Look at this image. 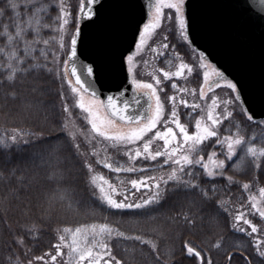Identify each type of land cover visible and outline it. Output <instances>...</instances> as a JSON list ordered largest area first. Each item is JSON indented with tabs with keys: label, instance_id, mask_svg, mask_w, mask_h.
<instances>
[{
	"label": "trees",
	"instance_id": "16d2710c",
	"mask_svg": "<svg viewBox=\"0 0 264 264\" xmlns=\"http://www.w3.org/2000/svg\"><path fill=\"white\" fill-rule=\"evenodd\" d=\"M5 3L6 0H0V7H4ZM30 38L32 39L26 37L31 41ZM23 47V44L18 47L21 54ZM30 47L36 49L35 52H30V55L36 56L37 62H44L46 55L49 66H52L53 53L49 48H43L40 44ZM11 48L3 36V29L0 28V49L3 50L0 51V136L5 132L10 134L15 128L25 132L43 131L44 136L11 152L0 145V169L18 166L27 170L30 179L33 178V173L36 174L31 187L25 186L27 191L21 200L9 198L7 212L4 198L8 195L9 184L0 180V264H9L8 257L13 252L19 255L20 264H26V261L37 264L35 257H44L53 252L59 237L69 232L67 229L74 231L76 228L92 225L99 227L101 224H107L112 229V235H104V239L105 243L110 245L113 256L124 259L126 264H157L151 243L143 241L157 243L166 264H199L198 258L188 254L185 243L201 251L202 255L210 256L213 264H228V258L232 254L230 264H248L249 260L251 264H261L262 258L256 255L255 243L251 237L238 230L240 227H246L250 231V226L241 221L234 222L235 214L243 212L247 219L259 227H264V218L254 210L250 211L253 203L250 197H256L258 207H264V194L260 192V189L264 188V159L259 161L261 167L257 169L248 152V148L253 145L257 150L264 147V131L255 124L244 122V118L239 114L241 109L234 113L232 124L224 122L221 132L224 133L225 126L230 132H234L233 125L241 124L240 135L245 137V143L237 146L236 155L244 157V160L236 167L226 161L225 177H217L215 180L208 178L197 166L196 172L200 175L203 187L209 188L215 183L218 203L216 207L208 204L198 210L195 226L174 222L180 219L177 213L190 214V210L185 198L186 193L173 190L171 182L167 187L166 198L158 206H149L153 209L150 212L143 209H114L102 199L103 194L97 183L98 176L103 177L101 181L107 180L114 184L128 183L143 177L166 180L171 167L163 165L160 161L132 162L125 156L110 161L98 160L96 156L91 155L84 143L80 144V153H77L75 148L70 146L71 138L65 139L67 131H62L63 124L67 122V112L63 110L61 101L64 100L69 105V86L66 78L49 81L46 87H50L51 91L39 97L44 102L39 109L22 106L21 100L13 98V89L21 98L27 96L28 81L32 77L20 76L14 85L7 80L10 73L6 65ZM58 67L61 71L60 64ZM205 145L207 146H201L205 162H209L208 157L212 151L217 152L215 159H224L219 146L212 145L209 141L205 142ZM38 153L49 163L34 168L33 161L36 164L41 163L36 157ZM85 160L93 164L91 170L84 164ZM107 163L112 164L111 169L105 166ZM130 167L136 171H126ZM116 168L121 171L117 172ZM227 176L233 179L227 180ZM244 183L249 184V189L243 188ZM160 191L162 194L165 192L163 181ZM49 193L67 195L79 201L80 206L69 209L63 201L55 200L49 206L46 201ZM219 201L223 202L222 207ZM26 204L30 205V210L25 207ZM225 208L228 209L227 212L224 211ZM116 232H122L124 235L118 236ZM16 235L24 237V242L19 247L14 240ZM136 236L142 237V240L132 239Z\"/></svg>",
	"mask_w": 264,
	"mask_h": 264
},
{
	"label": "snow or ice",
	"instance_id": "6c2138e0",
	"mask_svg": "<svg viewBox=\"0 0 264 264\" xmlns=\"http://www.w3.org/2000/svg\"><path fill=\"white\" fill-rule=\"evenodd\" d=\"M240 10L242 13H248V6L246 4V0H238ZM100 4V0H87L85 3L82 0L79 9H71L69 6L65 5L62 0L59 4L53 3V0H47V6L41 3V0H6L5 6L0 7V28L3 29V36L6 37L9 45L12 46L8 63L6 65L7 71L10 73L7 77V80L11 82L13 85L16 83L17 79L20 76L29 77L32 79L28 81L29 94L23 98H21L16 91L13 89L12 96L15 99L21 100L22 106H26L29 108H37L39 109L43 105V101L39 99L40 96H43L46 92H50L51 88L46 87L49 84V81L55 82L57 79H63L65 75L68 74V62L71 61V69L70 72L75 76V81L77 85H85L86 81L83 80L82 72H78L77 62L79 61L82 69L86 72L89 77H94L97 71V64L95 61L91 63H84L79 60L78 56V48L83 43V29L89 23H95L97 19H99V8L97 7ZM261 4H264V0H261ZM149 7H152L150 4ZM155 19L148 24L144 25V31H139V43H145V32L154 30L159 27L162 19H167L171 22H175L178 20L179 31L184 41L188 44H191L192 41L189 37L190 28V17L187 15V5L186 0H156L155 5ZM167 8V16L164 14V9ZM52 10L57 12L55 16L56 21H62L60 24L61 29L65 25L71 24L72 32L69 34V44L67 49H64V41L63 36L60 38V48L63 50V55L67 57V60L62 61L64 65L63 72L59 70L58 65L61 61L56 59L54 55L51 61V65L47 62V56H44V62H37V57L34 55H30V52H35V48H31V44H37L39 42V37L41 35V28H48L51 25L47 23H42L43 17H41V13H45V15H49ZM35 33L32 36L31 41L26 39L32 33ZM164 41L167 40V36L162 37ZM43 43L47 45L49 41L47 39L43 40ZM20 44H23V54L18 50ZM162 48L166 49L167 44L164 43L161 45ZM0 51H3L0 49ZM131 49L125 50L120 53V61L121 64H130L134 60L135 52H131ZM203 57V54H201ZM188 66L184 63H180L179 68L174 73H169L164 71V69H160L163 72V75L167 78L171 76H175L177 78L182 77L183 70ZM35 69V71H34ZM128 71L131 72L132 68L129 67ZM208 73H204V79L207 80ZM218 78L227 80L228 87L234 93V95L230 96L226 101H220L224 105L219 111L218 108V98L215 96L211 97V106L206 110L201 108V104L193 101L191 104L186 99H181L180 103L183 104L186 108H191L193 111L196 109H200V115L196 118L194 123V130L189 131L184 123L180 122L179 116L177 115V107L175 102H173L171 111L168 114L167 119L164 121L163 130H157L155 132V136L160 138L164 142V150L162 151H150L151 141H145L142 146H137L135 148L134 157H145L150 158L152 160H156L157 157H164L163 163L169 164L171 162L175 167L171 168L170 173L167 174V179L164 180L161 178L160 180H154L153 177H143L141 179H133L130 181L131 185L134 188L140 187H149L150 184L144 183V180H148L154 182L156 191L149 195L147 198L142 199L140 202H127V197L123 200L113 199V197L104 193L103 186H100V191L104 193L102 199L107 203L108 206L114 209H143L145 211H152L153 209L149 206H158L162 200H164L168 194L167 187L169 182L172 183L173 190H181L186 193V200L188 202L189 213H177V217L179 220L174 221L175 223H184L189 226H195L197 217V211L201 208L205 207L208 204L216 207L218 203V199L216 196V185L212 183L209 188H205L200 183V175L197 174L196 168L197 166L206 173L208 178L215 180L217 177H225V168L226 161L231 162L232 167L238 166L241 162H243L244 157L237 156V146H240L245 143V137L240 135L241 132V124H235L233 127L235 128L234 132H230V130L225 126L224 133L221 132V126L224 125V122L227 121L228 124H232L234 118V112H236L237 108L241 109L240 115L244 118V122L255 124L257 127L261 128L264 131V118L257 119L255 114L249 110L248 106L244 104L241 100V94L238 88V84L229 80L227 76L223 72H217ZM138 86H143L144 88L150 89V98L155 97V109L153 115L148 118V123H146L143 127L132 130L128 134H114L110 135L108 132L103 131L102 128L96 123L95 119L90 121L91 128L96 132L100 133L107 139H111L113 141H121L124 143H135L136 141L141 140L144 137L145 133L150 132L152 129H157L158 123L161 121V117L164 115V105L161 101L160 95L157 93L156 88L152 83H144L142 81L136 82ZM155 83L159 85L161 83L159 77H156ZM215 83V81H213ZM68 84L72 85L73 81L71 79L68 80ZM173 88H176L175 82L172 84ZM73 92L80 94V99L77 102L80 109H86L89 114L92 113V108H86V105L83 100V91L91 90V85L88 84L87 88L82 89L81 87L73 86ZM59 91V90H58ZM179 91L181 93L187 91L185 88H180ZM209 91H211V84L209 85ZM192 94H195V89L192 90ZM205 95L203 89L200 91V97L203 98ZM172 101H175V96L170 97ZM109 103L112 105V108L117 116H123L124 119L131 121L132 117L126 114V109L128 108L127 104H124L123 109L117 107L116 102L112 97L108 98ZM99 103H103V101H98ZM62 107L65 112L68 110V104L66 101L62 100ZM206 103V102H205ZM149 109L152 110V105L149 104ZM189 116H191V112H189ZM137 119H141L137 117ZM171 122L172 125L175 126V129L179 130L181 137L178 138L176 135V131L174 127L167 126L168 123ZM107 123H112V121H108ZM62 131H67V135L65 139L67 140L71 137V145L75 148L77 153H80L81 145L76 143V132L74 130H70L69 123L65 122L62 127ZM43 131L39 132H25L20 128L13 129L12 133L5 132L2 136H0V145L4 146V149L11 152L14 149L18 148L21 145H27L33 143L35 141L43 138ZM59 142V137L56 138ZM209 141L210 144L219 146L220 153L223 154L224 159H215L217 157V152L212 151L210 156L208 157L209 162H205V156L203 155V147L205 142ZM186 146V147H185ZM141 147L143 151L141 150ZM248 152L251 154L253 158V163L257 169H260L261 163L259 162L261 159H264V147L257 150L255 146L248 148ZM129 156H132V152L129 151ZM37 159L40 160V164H36L33 161V167L38 168L42 165H46L49 163L48 160L42 154H36ZM236 157V159H233ZM86 167L91 170L93 168V164L84 161ZM211 164V167H210ZM107 168L111 169L112 164L107 163L105 165ZM117 172L121 171L120 168L115 169ZM126 171L134 172L135 168H127ZM35 173H33V178H29L27 175L26 169H21L18 166L12 168L0 169V180H5L9 184L8 195L5 196V212H7V204L9 202V198L14 200H21L27 191V187H31V185L35 182ZM227 180H232L231 176L226 177ZM103 179V177H101ZM14 181V182H13ZM161 181H163L165 185V192L162 194L160 191ZM244 189H249V184H243ZM114 190V189H113ZM260 192L264 194V188L260 189ZM63 201L65 206L69 209L73 207H79L80 202L72 199L67 195L59 196L49 193L46 197V201L51 205L52 201ZM250 200L253 201L251 205V210H254L261 218H264V207H257L256 197H250ZM220 206H223V202L219 201ZM26 208H29L30 205L26 204ZM192 209H196V211H192ZM48 209H45L47 211ZM225 212L228 211L227 208L224 209ZM243 221L245 225L250 226V231L246 227H240L238 230L241 232L247 233L249 237H251L252 241L255 243V252L256 255L260 258L261 264H264V227H259L256 223H253L250 219H245V215L243 212H238L234 216V222ZM97 228L96 225L91 226V230H95ZM85 229L83 227L76 228L73 232V240L71 243H68V256H69V264H82V262H87V264H126L124 259H117L113 256L112 251L110 250V245L108 243H102L98 247L93 249V247H80L75 240V236L77 233H82ZM66 231H71V229H67ZM99 233L105 235H112V229L109 228L107 224H101L99 226ZM255 234V235H254ZM116 235L123 236L124 233L116 232ZM135 240H142V237L136 236L132 237ZM15 243L17 247L23 244L24 237L22 235H16L14 237ZM60 241L65 240V236L61 235L59 237ZM144 243H151L152 249H154V256L156 258L157 264H166V261L161 257V254L158 250L159 246L155 242L143 241ZM219 246V245H217ZM56 254L51 255V260L53 262L57 261L58 256H63V250L60 244L55 246ZM185 248L188 254L198 258L199 264H213L210 256H204L201 254V251H198L195 247L191 246V244L185 243ZM246 251V249H244ZM37 261H43V256L35 257ZM229 259H231L229 257ZM9 264H13L15 260V264H20V257L16 252H13L9 257ZM26 264H32L31 261H26ZM248 264H251V261H248Z\"/></svg>",
	"mask_w": 264,
	"mask_h": 264
},
{
	"label": "water",
	"instance_id": "95a60500",
	"mask_svg": "<svg viewBox=\"0 0 264 264\" xmlns=\"http://www.w3.org/2000/svg\"><path fill=\"white\" fill-rule=\"evenodd\" d=\"M155 2L100 0L99 19L84 27L83 43L78 48L80 61L96 62L95 76L89 77L78 61V72L83 73L87 84L77 85L70 72L71 61L68 62V76L73 84L82 89L90 84L91 90L83 94L103 101L107 116L124 126L146 123L151 117L149 104L153 107V97L147 91L137 90L128 65L121 64L120 53L128 49L135 52L138 30L151 19ZM246 4L247 14L241 12L238 0H186L192 41L189 46L238 84L242 102L260 119L264 118V4L261 0H246ZM221 82L228 81L216 75L209 85ZM109 97L121 109L128 105L125 111L131 121L115 114ZM229 257L232 259L233 254ZM231 259L228 258V264Z\"/></svg>",
	"mask_w": 264,
	"mask_h": 264
},
{
	"label": "rangeland",
	"instance_id": "374dc122",
	"mask_svg": "<svg viewBox=\"0 0 264 264\" xmlns=\"http://www.w3.org/2000/svg\"><path fill=\"white\" fill-rule=\"evenodd\" d=\"M60 2L61 0H53V3L55 4H59ZM62 2L71 9L78 10L82 0H62ZM41 3L47 6V0H41ZM163 11L165 16H167V8H165ZM40 15L43 17L42 23H47L51 26L48 28H41L39 42L37 44L31 45L39 46L40 44L43 48H49L52 51L53 56L55 55L56 59L61 61V71L63 72L64 65L62 61L67 60V57L63 55V50L60 48V38L63 36L64 49H67L69 44V34L73 31L71 24L65 25L63 29H61L60 24L62 21L55 20V16L57 15L55 10H52V12L47 16L45 13H41ZM155 15L154 9L151 19L148 21V23H151L155 19ZM47 17H49L48 20L46 19ZM142 31H144V27ZM32 35L34 36L35 33L33 32L29 37H32ZM163 36H167L166 41L163 40ZM44 39L49 41L47 45L43 43ZM164 43L167 44L166 49L161 47V45ZM135 53L136 55L134 56V60L132 63L128 64V68H132L130 74L137 90L147 91L150 93V89L144 88L142 85L138 86L136 82L142 81L144 83H152L156 88L157 93L160 95L161 101L164 105V115L161 117V121L158 123L157 129H152L150 132L145 133L144 137L135 143L113 141L111 139L105 138L100 133H96L91 128L90 121L92 119H95L96 123L102 128V130L108 132L110 135L128 134L132 130L143 127L148 122L138 125L135 124L132 126H124L115 123L105 113L102 103L98 102L100 100L85 94H83L84 103L86 108H92L93 114H89L86 109H80L77 103L80 99V94L73 92L72 89L75 85L68 84V80L70 78L67 74L64 77L66 78V82L69 86V92L67 94L69 107L66 114L69 128L70 130H74L76 132L75 142L79 144L84 143L86 146H88L91 155L96 156L98 160L105 159L106 161H110L111 159L117 158L119 156H125L132 162L137 160H145L147 162L160 161V163L165 166L171 168L175 167V165H172L171 162H169V164H164V157H157L156 160L145 157L133 158L135 148L137 146H142L145 141L150 140V151L155 152L164 150V142L155 136V132L158 129L163 130L164 121L167 119L168 114L171 111L173 102L176 104L177 115L179 116L180 122L184 123L191 132L194 130L195 120L199 117L201 110L196 109L193 111L191 108H186L180 103L181 99L188 100L190 104L193 101H196L201 104L202 109L206 110L211 106V97L215 96L218 98L219 106L217 111H219L224 107L220 101L228 100L230 96L234 95V93H232V91L229 89L228 82L211 86V91H209V83L217 74V70L210 63L203 60L200 54L192 50L189 44L183 40L179 31L178 20L171 22L167 19H162L158 28L145 32V43L140 44L138 41ZM180 63H184L188 66L183 70L182 77L177 78L175 76H171L170 78H167L163 75V72L160 71V69H164V71L174 73L179 68ZM205 72L209 74L207 80L204 79ZM156 77H159L161 81L159 85L155 83ZM173 82H175L177 86L176 88L172 87ZM180 88H185L187 91L181 93L179 91ZM193 89H195L194 95L192 94ZM201 89H203L205 93L203 98L200 97ZM173 96H175V101L169 99ZM154 109L155 97H153L151 116L153 115ZM238 110L240 109L237 108L236 111ZM189 112H191V116H189ZM108 121H112V123H107ZM167 126L174 127L177 137H181L179 130L175 129V126L172 125L171 122H169ZM141 150L143 151L142 147ZM129 151L132 152V156L128 155ZM160 179L161 178H159V180ZM154 180H158V178ZM97 183L98 185L103 186L104 193L110 194L113 199L123 200L125 197H127V202H140L142 199L147 198L156 191L154 182L148 180H144V183L150 184L149 187H140L138 189L134 188L130 182H120L118 184H114L109 181L107 182V180L101 181L100 176L97 177ZM104 193L102 194L104 195ZM244 215L245 219H247L245 213ZM84 229L85 230L82 233H77L75 236L76 243L80 247H93L95 250V248L100 244L105 243V234L99 233V227H97L95 230H91L90 226ZM74 231H69L63 234L67 243L60 240L58 242L63 250V256H58L57 261L53 262L51 260V255L56 254L55 248L53 252L44 256L43 261H38L37 264H69L68 243L72 242ZM82 264H87V262H82ZM101 264H103V261H101Z\"/></svg>",
	"mask_w": 264,
	"mask_h": 264
}]
</instances>
